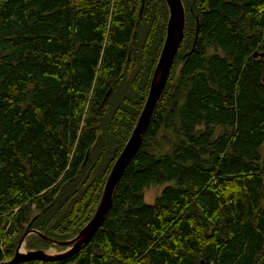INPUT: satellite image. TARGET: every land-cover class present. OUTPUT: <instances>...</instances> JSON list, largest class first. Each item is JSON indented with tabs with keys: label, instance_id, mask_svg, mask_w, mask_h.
I'll use <instances>...</instances> for the list:
<instances>
[{
	"label": "trees",
	"instance_id": "1",
	"mask_svg": "<svg viewBox=\"0 0 264 264\" xmlns=\"http://www.w3.org/2000/svg\"><path fill=\"white\" fill-rule=\"evenodd\" d=\"M181 3L182 40L98 227L65 257L14 264H264V0ZM167 19L165 0H0V263L26 232L25 249L51 245L30 230L62 241L91 218Z\"/></svg>",
	"mask_w": 264,
	"mask_h": 264
},
{
	"label": "water",
	"instance_id": "2",
	"mask_svg": "<svg viewBox=\"0 0 264 264\" xmlns=\"http://www.w3.org/2000/svg\"><path fill=\"white\" fill-rule=\"evenodd\" d=\"M142 1L143 0H141V5ZM165 2L168 7V19L165 28V37L156 65L152 72L145 102L128 139L112 164V167L104 183L100 200L91 218L73 237L62 241L50 239L36 230L29 231L38 234L41 238L50 242L51 244L64 246L65 249L61 253L48 254L41 249L25 250L23 248V239L27 233L26 232L22 235V238H20L12 259L0 264H14L19 260L38 259L45 261L65 257L86 243L98 227L100 220L102 219L103 214L110 203L115 183L140 144L144 129L153 112L155 103L165 85L172 61L183 37L184 9L181 0H165ZM256 55V52H253L252 56L255 57ZM259 55H262V53H259ZM109 93L110 89H108V91L105 93L101 103L107 99ZM21 245L22 249L19 250Z\"/></svg>",
	"mask_w": 264,
	"mask_h": 264
},
{
	"label": "rangeland",
	"instance_id": "3",
	"mask_svg": "<svg viewBox=\"0 0 264 264\" xmlns=\"http://www.w3.org/2000/svg\"><path fill=\"white\" fill-rule=\"evenodd\" d=\"M165 37V36H164ZM161 50V49H160ZM160 54V52H159ZM159 56V55H158ZM158 59V58H157ZM157 62V61H156ZM156 65V64H155ZM155 67V66H154ZM161 185H149L146 188H144L143 190V197L144 200L146 202H152L153 198L159 193V191L161 190ZM24 244V242H23ZM51 244V243H50ZM24 248V246H23ZM22 249V247H21ZM25 249V248H24ZM65 248L57 245V244H51L50 246H48L46 249H44V251L48 254H58L61 253ZM20 250V248H19ZM28 250V249H25Z\"/></svg>",
	"mask_w": 264,
	"mask_h": 264
},
{
	"label": "bare ground",
	"instance_id": "4",
	"mask_svg": "<svg viewBox=\"0 0 264 264\" xmlns=\"http://www.w3.org/2000/svg\"><path fill=\"white\" fill-rule=\"evenodd\" d=\"M21 247H22V245L20 246V250H21Z\"/></svg>",
	"mask_w": 264,
	"mask_h": 264
}]
</instances>
